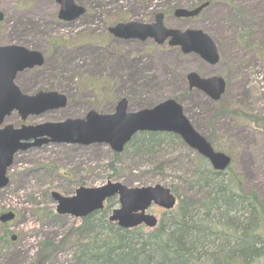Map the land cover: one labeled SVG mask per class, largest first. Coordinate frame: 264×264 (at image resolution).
Returning <instances> with one entry per match:
<instances>
[{
	"label": "rangeland",
	"instance_id": "374dc122",
	"mask_svg": "<svg viewBox=\"0 0 264 264\" xmlns=\"http://www.w3.org/2000/svg\"><path fill=\"white\" fill-rule=\"evenodd\" d=\"M75 2L86 13L65 23L58 17L61 6L56 0H0L4 14L0 44L23 46L44 56V65L20 73L17 85L29 95L57 91L67 98L64 108L25 120L13 112L3 126L85 119L90 111L113 114L123 98L129 112L175 99L189 124L231 158L242 190L254 192L264 206V0ZM202 3L207 5L194 17L175 16L178 8L193 9ZM157 14H163L168 27L200 29L209 35L221 53L220 62L208 64L197 53L185 54L170 39L164 44L150 39L119 41L108 32L119 22L153 23ZM191 72L223 78L225 94L214 101L203 91L190 89L186 77ZM163 140L151 152L137 153L127 145L117 154L104 142L36 145L32 139L33 145L14 156L8 183L0 188V217L17 214L8 224L0 220V237L10 235L8 245L0 243V264H33L39 242L49 239L57 245L58 255L45 264H78L71 259L76 238L72 228L81 219L59 216L52 192L72 196L80 187L109 183L186 188L185 179L201 155L183 141ZM112 199L111 211L119 207L118 196ZM149 213L160 218L163 209L152 206Z\"/></svg>",
	"mask_w": 264,
	"mask_h": 264
},
{
	"label": "water",
	"instance_id": "95a60500",
	"mask_svg": "<svg viewBox=\"0 0 264 264\" xmlns=\"http://www.w3.org/2000/svg\"><path fill=\"white\" fill-rule=\"evenodd\" d=\"M57 1L61 4L60 17L67 21L80 17L85 11L83 7L77 6L74 0ZM206 5L207 3L190 10L178 8L175 10V16L194 17ZM3 18L4 15L0 12V22ZM110 30L116 36L126 39L155 38L159 44L170 38L169 43L180 46L185 54L194 52L210 64L219 62L216 45L206 33L202 30L181 31L168 28L163 24V14H158L152 24L121 23ZM42 64L43 56L38 51L18 45L0 46V125L14 110L25 120L29 115H39L66 106L67 98L63 94L49 91L27 95L14 83L18 72ZM188 80L191 88L203 91L213 100L220 99L225 91V81L221 77L202 78L192 72L188 75ZM143 131L171 132L179 135L217 171L226 170L231 163L228 155L215 151L208 140L189 124L182 106L176 100L168 99L153 108L129 112L127 100L121 99L113 114L90 111L85 119H67L64 122H46L36 126L23 125L19 129L8 125L0 129V188L8 183L6 172L13 164L14 155L33 145L27 143L30 139H35L36 145L49 141L83 145L104 142L115 152H122L133 135ZM114 195L119 196L120 207L113 210L109 220L116 221L125 229L141 224L153 228L157 225V218L147 213V210L153 204L171 210L176 204V197L171 190L162 185L128 188L120 183H109L98 188L80 187L69 197L52 192V197L57 203V213L77 218L86 217L102 209L104 201ZM14 216V213L10 212L2 215L0 219L8 222Z\"/></svg>",
	"mask_w": 264,
	"mask_h": 264
},
{
	"label": "trees",
	"instance_id": "16d2710c",
	"mask_svg": "<svg viewBox=\"0 0 264 264\" xmlns=\"http://www.w3.org/2000/svg\"><path fill=\"white\" fill-rule=\"evenodd\" d=\"M234 22L241 26L240 21ZM164 137L182 143L173 134L140 132L128 146L135 147L137 153L151 152L165 141ZM193 165L195 170L185 179L188 186L172 187L178 205L163 213L155 229L123 230L109 222L111 198L103 210L72 228L76 238L71 259L78 264H260L264 261V206L258 196L242 190L232 164L225 172H217L205 158L198 157ZM9 237V232H5L0 243L8 245ZM61 244L65 245V240ZM38 246L33 264H45L58 255V247L50 239L42 240Z\"/></svg>",
	"mask_w": 264,
	"mask_h": 264
},
{
	"label": "flooded vegetation",
	"instance_id": "af4514ba",
	"mask_svg": "<svg viewBox=\"0 0 264 264\" xmlns=\"http://www.w3.org/2000/svg\"><path fill=\"white\" fill-rule=\"evenodd\" d=\"M57 3V2H56ZM58 4V3H57ZM200 5V4H199ZM86 12V11H85ZM83 16V15H82ZM58 17H59V14H58ZM60 18V17H59ZM61 19V18H60ZM61 20H63V19H61ZM75 20H77V18L75 19ZM71 21H74V20H71ZM71 21H65V20H63V22H71ZM64 23V24H65ZM119 23H123V22H119ZM119 23H117V24H119ZM117 24H115V25H117ZM114 25V26H115ZM111 27H113V26H111ZM110 27V28H111ZM110 28H109V30H108V32L111 34V35H113L115 38H117L119 41H130V40H139V39H126V38H122V37H118V36H116L113 32H111V30H110ZM150 40H153L154 42H156L154 39H150ZM139 41H146V40H139ZM195 55H198V54H195ZM199 56V55H198ZM44 57V56H43ZM200 57V56H199ZM201 58V57H200ZM45 59V58H44ZM201 60H203L202 58H201ZM204 61V60H203ZM204 62H206V61H204ZM207 63V62H206ZM209 64V63H208ZM44 65V64H43ZM42 65V66H43ZM42 66H38V67H32V68H29V69H25V70H23V71H20L19 73H17V75H16V79H17V77L19 76V74L20 73H24V72H26L27 70H34V69H39L40 67H42ZM17 83V82H16ZM190 88V87H189ZM190 89H192V88H190ZM194 90V89H193ZM39 92H45V91H43V90H38V91H35V93L34 94H36V93H39Z\"/></svg>",
	"mask_w": 264,
	"mask_h": 264
}]
</instances>
